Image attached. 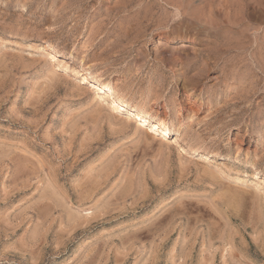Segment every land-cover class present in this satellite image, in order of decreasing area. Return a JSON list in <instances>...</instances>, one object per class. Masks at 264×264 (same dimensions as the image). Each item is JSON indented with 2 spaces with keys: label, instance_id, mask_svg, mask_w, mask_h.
I'll list each match as a JSON object with an SVG mask.
<instances>
[{
  "label": "rangeland",
  "instance_id": "obj_1",
  "mask_svg": "<svg viewBox=\"0 0 264 264\" xmlns=\"http://www.w3.org/2000/svg\"><path fill=\"white\" fill-rule=\"evenodd\" d=\"M263 179L264 0H0V264H264Z\"/></svg>",
  "mask_w": 264,
  "mask_h": 264
},
{
  "label": "bare ground",
  "instance_id": "obj_2",
  "mask_svg": "<svg viewBox=\"0 0 264 264\" xmlns=\"http://www.w3.org/2000/svg\"><path fill=\"white\" fill-rule=\"evenodd\" d=\"M91 78H92V76H91ZM91 78H89L87 76H83L82 80H81L82 84H89L90 87L97 89V91H99L101 94V95L99 94L101 96L100 98L102 100L105 99L107 102H109V104L111 102V107L113 108V110H115V112H117V113L124 112V114H126V116L129 119L132 118L133 120L137 121V123L139 122V124L141 123L144 125L146 123H148V124L150 123L149 131L147 133H154L155 131L159 130V133L161 136L165 137L169 134L168 128L164 127L163 129H160L159 125L157 123L149 122V118L146 114L139 112L135 107L131 106L126 100L121 99V98L117 97V95L112 93L111 87L108 84L99 85ZM255 179H256V177H255Z\"/></svg>",
  "mask_w": 264,
  "mask_h": 264
}]
</instances>
